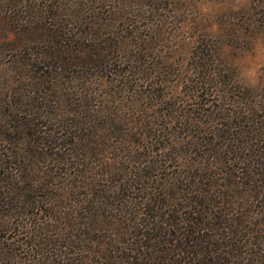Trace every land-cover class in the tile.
Returning <instances> with one entry per match:
<instances>
[{
	"label": "trees",
	"instance_id": "obj_1",
	"mask_svg": "<svg viewBox=\"0 0 264 264\" xmlns=\"http://www.w3.org/2000/svg\"><path fill=\"white\" fill-rule=\"evenodd\" d=\"M155 1L165 12L177 0ZM4 5L18 18L19 8L36 18L48 10L13 0ZM45 8L52 17L41 29L46 26L53 46L36 66L64 56L73 67L87 66L97 51L92 31L118 21ZM151 16L146 28L162 33L169 15ZM207 73L184 113L152 109L150 120L137 126L123 124L126 114L98 108L94 94L80 98L75 112L61 88L69 107L60 108L53 76L21 71L15 87L5 80L2 93L14 98L0 96V264H21V245L43 235L53 249L50 264H264V90L254 96L230 80L222 89ZM117 144L128 154L120 157ZM108 147L117 152L110 160ZM34 191L53 205L39 204ZM65 198H73V209L61 212ZM100 225L109 231L110 255L96 242Z\"/></svg>",
	"mask_w": 264,
	"mask_h": 264
},
{
	"label": "rangeland",
	"instance_id": "obj_2",
	"mask_svg": "<svg viewBox=\"0 0 264 264\" xmlns=\"http://www.w3.org/2000/svg\"><path fill=\"white\" fill-rule=\"evenodd\" d=\"M5 1L9 2L0 0L2 98H14L3 95V83L8 79L7 83L15 87L12 81L21 71L27 74L23 76H53L54 88L59 95L62 89L67 90L72 102L68 105L75 112L80 98L94 94L96 101L98 96V108L126 114L129 121L123 124L137 126L150 120L152 109L160 111L172 107L178 109L179 114L184 113L180 110L194 104L192 91L196 82L204 80L202 76L208 74L207 71L208 77L214 76L215 80L223 82L219 86L222 89L230 80L234 86L255 92L254 96L264 90V0H177L165 12L160 11L164 5L155 0H13L20 1V6L32 3L38 8L44 7V11L48 9L38 18L24 16L19 7L20 18L15 17L13 12L17 10L12 6L5 7ZM48 4L55 5L64 15L99 13L118 17L114 28L92 31L89 41L94 42L97 51L90 56L92 60L87 66L73 67L66 56L53 65L43 61L45 67L32 63L41 53L51 52L53 46V38L48 36L46 26L41 29V24L51 22V8H45ZM154 13L169 15L167 24H164L165 19L162 23V33L146 28L145 18H153ZM83 52L91 55L92 51L85 46ZM92 85L96 86L98 95ZM45 87V84L41 86L40 92H45ZM55 100L60 108H64L66 102L62 101L61 95ZM201 128H205L204 119ZM116 146L120 157L128 154L125 147ZM134 147L138 148L137 144ZM75 151L82 159L79 148ZM105 153H109L104 155L105 159L110 160L117 152L114 147H108ZM31 196L41 205H53L43 192L34 191ZM60 205L61 212L73 209V198H65ZM100 226L103 230L96 234V242L100 240V247L105 248L102 252L110 255L107 248L109 231L105 225ZM45 236L32 241L24 237V241L30 243L28 247L21 245L17 261L30 264L27 260L32 258L35 264L39 259L41 264H50L48 259L53 249L45 246Z\"/></svg>",
	"mask_w": 264,
	"mask_h": 264
}]
</instances>
